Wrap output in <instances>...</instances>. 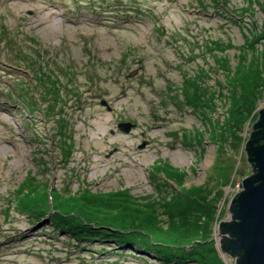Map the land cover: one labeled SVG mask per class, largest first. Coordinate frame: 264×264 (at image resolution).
<instances>
[{
    "label": "rangeland",
    "instance_id": "obj_1",
    "mask_svg": "<svg viewBox=\"0 0 264 264\" xmlns=\"http://www.w3.org/2000/svg\"><path fill=\"white\" fill-rule=\"evenodd\" d=\"M263 27L264 0H0V264H165L109 238L80 243L53 214L88 219L65 203L128 189L130 210L153 203L166 229L178 184L153 167L159 160L213 202L191 264H236L220 224L253 176L246 144L264 109ZM198 87L211 111L187 103L183 91ZM125 122L129 133L117 127ZM29 183L50 197L40 217L15 207Z\"/></svg>",
    "mask_w": 264,
    "mask_h": 264
},
{
    "label": "trees",
    "instance_id": "obj_2",
    "mask_svg": "<svg viewBox=\"0 0 264 264\" xmlns=\"http://www.w3.org/2000/svg\"><path fill=\"white\" fill-rule=\"evenodd\" d=\"M258 35L264 36V27L263 31ZM253 39L252 36V40ZM211 45L212 44H210V46ZM223 61H225V59ZM246 64V62H238L237 66L243 67L246 66ZM230 73H232V71ZM187 82L191 85V80H187ZM252 85L253 82L250 83L249 87H252ZM184 89L185 88H183V90ZM205 90V88L201 90L198 87L194 96H189V92L183 91L187 103H190L191 108H194V110L203 107L205 104V107L211 111L213 107V105H211V100L210 102H205L201 99L203 94H206ZM233 97L234 100L232 101L234 102V106L239 105L240 100L238 101L239 98L236 97L235 91ZM34 102L35 101L31 100V107H34ZM237 108H239V106H237ZM238 112L239 111H232V117H229V119L236 118ZM229 119L225 120V122L227 123L230 121ZM260 122L261 120L255 123L254 131L251 134L252 136L248 139L246 146L247 160L252 169L256 167V162H252L254 161L255 151L264 145V127H256ZM69 146L72 145L69 144ZM153 167L156 169L158 168L160 172L164 171L162 174L166 178L165 180L171 181L172 179L176 185L178 184V190L172 191V188V192L170 193L171 196H169L170 200L167 202L168 210L165 215L168 217L169 224L166 229L157 226V213H154L156 209L153 203L142 202L143 205L138 207V209L141 210H130V207L126 205V203H133L135 200H133L128 189H122L111 193L99 192L98 194H94L90 192V190L80 191L78 196H72L74 202L65 203V206H69V208L79 207L80 211L84 208L82 213L88 215V219L84 218L83 220L80 216L77 218L72 214L63 216L53 213L55 226L60 232L66 233V235L73 237L75 240L77 239L80 243L86 239L87 236L93 235L94 237L98 236L100 238L113 239L119 245L123 246L124 244L125 247H132L133 249L134 247H145L155 252L160 259L166 262L165 264L194 263L193 261H196L195 254L196 257L201 256V253L197 252L196 248L206 243L208 240L206 237L203 238L200 234L207 230L205 227H209L208 225L211 223V220H213V214L210 212L213 202L208 200L209 194L204 192L201 187L187 189L179 184L186 177V174L179 171V169L166 164L161 165L160 160L158 163H154ZM153 174L156 175V177L159 176L156 171ZM254 179L255 178L250 179V181ZM39 184L34 185L29 183V191L26 193L25 191L22 192V185L16 192V195H22V197L19 203L16 202L15 207H17L21 213L26 214V216H35L33 215L35 211L39 213H45L47 211L41 207L46 205L48 200L50 202V197H48L47 193L42 194L40 192ZM164 186L166 185L164 184ZM52 191L55 193L57 190L56 188H52ZM40 193L42 196H38ZM239 196L240 195L237 197ZM143 213L145 217L147 215V219L144 217ZM99 218L101 219L100 223L97 220ZM148 218H150V220H148ZM153 222L156 228L152 227L151 224H153ZM133 223H135L134 227ZM100 225L111 228L113 233H107L105 230L99 233L97 228H99ZM167 231L171 232L170 236L165 234ZM103 238H101V240ZM154 238H157L158 241H155ZM191 246L196 248L190 249Z\"/></svg>",
    "mask_w": 264,
    "mask_h": 264
},
{
    "label": "water",
    "instance_id": "obj_3",
    "mask_svg": "<svg viewBox=\"0 0 264 264\" xmlns=\"http://www.w3.org/2000/svg\"><path fill=\"white\" fill-rule=\"evenodd\" d=\"M102 105L111 111L106 101ZM259 120L256 127H264V109L260 110ZM117 127L129 133L135 125L126 122ZM255 152L252 162H256V172L243 181L242 190L230 201L233 220L220 224L221 247L237 257L236 264H264V145Z\"/></svg>",
    "mask_w": 264,
    "mask_h": 264
},
{
    "label": "flooded vegetation",
    "instance_id": "obj_4",
    "mask_svg": "<svg viewBox=\"0 0 264 264\" xmlns=\"http://www.w3.org/2000/svg\"><path fill=\"white\" fill-rule=\"evenodd\" d=\"M259 117H260V116H259ZM252 171H253L252 173H253V175H254V173H255V171H256V167H255V168H253V170H252Z\"/></svg>",
    "mask_w": 264,
    "mask_h": 264
}]
</instances>
